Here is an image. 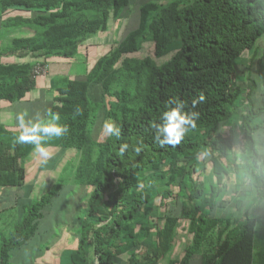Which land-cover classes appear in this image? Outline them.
Instances as JSON below:
<instances>
[{"label": "trees", "instance_id": "16d2710c", "mask_svg": "<svg viewBox=\"0 0 264 264\" xmlns=\"http://www.w3.org/2000/svg\"><path fill=\"white\" fill-rule=\"evenodd\" d=\"M130 2L0 0V103L26 100L37 65L75 58L88 40L108 35L111 20L123 18ZM263 35L264 0L145 2L134 27L85 77L53 80L47 112L58 113L68 128L57 149L72 154L50 181L29 190L20 221L14 214L10 230L0 232V264H11L12 252L35 237L46 213H67L71 207L58 206V198L76 194L81 215L72 264H122L126 253V264L167 257V264H194L195 256L198 264H264V159L252 124L264 107L247 100L241 113L233 105L234 63ZM177 99L187 102L184 112L198 114L196 126L179 145L161 148L152 124ZM236 115L238 134L227 129ZM109 120L120 126L119 139L102 134ZM18 133L0 126V189L25 184L30 144L16 143ZM122 144L128 145L123 154ZM231 177L245 184L235 189ZM239 194L245 199L232 207ZM235 210L238 216L229 217ZM176 240L184 250L170 258Z\"/></svg>", "mask_w": 264, "mask_h": 264}, {"label": "crops", "instance_id": "0c3cea01", "mask_svg": "<svg viewBox=\"0 0 264 264\" xmlns=\"http://www.w3.org/2000/svg\"><path fill=\"white\" fill-rule=\"evenodd\" d=\"M141 3L143 4L145 2ZM122 17L123 18L121 19L111 20L110 22V27L107 30L108 35L106 37L110 36L111 41L105 42L104 38L106 37L104 35H98L84 43V48L80 49V52L73 59H47L44 63L45 72L43 76L36 78L35 88L28 94L26 100L14 105L0 103V126L8 132H19L16 121L17 114L26 112L28 114L26 118H30L37 113H47L54 97V91L51 85L52 81L63 78L82 79L85 77V75L95 63L96 59L105 54L114 41H119L124 32L128 30V27H134L135 17H132V14H130V17H127L126 14H124ZM255 46H257L258 53L255 51L251 56V51L255 48ZM255 46L251 51L245 52L243 54V57H246L248 62H243L241 66L244 68L245 65L248 77L254 78L255 80L258 78L262 80L264 84V40L259 41ZM247 81L249 80L247 79ZM248 85L251 86L250 83H248ZM250 95L251 91H249L248 99ZM249 101L254 107H262V102H264V88L263 92L258 91L254 93L252 98L250 97ZM236 112L239 113V110H236ZM236 117H238V115H236ZM256 118V120L253 121V125L257 127L256 132L253 134L254 146L256 147L259 160H263L264 114L261 113L259 117ZM239 125V118L236 120L232 119L229 122L227 129H232L233 132H236V128L239 129ZM57 141L58 138H51L45 142L44 146L51 149V152L48 151V157H43L37 153L33 145L30 144V146H28L26 155H30V159H26L25 184L23 187L19 188H11L6 190L0 189V217L6 215L13 217L12 214H14V211H16V223L19 222L21 217V206L27 203L26 198L29 190L34 189L33 191H35L39 184H41L43 181H50L51 178L54 177V174L58 173L60 164L63 162L64 158L71 156L72 153H62L57 149ZM48 162L50 163L47 165ZM242 184L239 179H233V177L230 178V185L235 189H239ZM68 198L69 197H60L57 199V202H59L57 203L58 206L63 204L67 205V207H71L67 210V213L57 214V208L55 210L53 209L48 214L46 213V215L43 217V220L38 223L35 237L31 239L27 245H24L23 247L12 252L11 264H72L71 257L76 249L75 239L79 232L77 227H75V224H77L75 222V217L81 215L77 206L81 200L79 194H76L74 198ZM243 199H245V197L242 196V194H239L238 198L235 196V199L232 197V207L235 206L238 208V201L241 202ZM246 202L251 201L246 199ZM247 205H250V203L243 205L244 207L242 208V213L246 211ZM9 207H14L13 211H8L11 210L8 209ZM259 209H261V211L262 209L264 210V203ZM237 211L235 210V214L232 211L229 217L233 215L237 217L239 214ZM227 215L229 214L227 213ZM14 221L15 219L12 218V223L9 226L0 223V232L4 229L7 231L10 230ZM180 237H183V235L178 236V238ZM183 250V243L179 240H176V243L171 250L170 258L179 257ZM128 257V253H126L123 257L122 264H126ZM167 259L169 258L167 257L159 264H167ZM199 260L200 257L195 256L194 264H198Z\"/></svg>", "mask_w": 264, "mask_h": 264}, {"label": "clouds", "instance_id": "9594fccd", "mask_svg": "<svg viewBox=\"0 0 264 264\" xmlns=\"http://www.w3.org/2000/svg\"><path fill=\"white\" fill-rule=\"evenodd\" d=\"M202 100L203 97L201 96ZM198 101L192 100V106L195 107ZM187 106V102L177 99L175 105L164 111L160 117L159 123H153L155 129L154 141L163 148L165 145L177 146L183 140L189 127L194 128L198 114L195 112L186 113L183 109ZM26 112L16 115V121L19 133L15 137L18 144H31L35 147V151L43 157H48L49 152L44 146L45 142L51 138H59L67 131V126L60 123L58 113L47 112L45 114L37 113L30 118H26ZM102 134L106 136H114L119 139L121 136V128L113 121H105L102 126ZM128 148L127 144H122L119 148L121 154ZM136 152L140 148L135 149Z\"/></svg>", "mask_w": 264, "mask_h": 264}, {"label": "rangeland", "instance_id": "374dc122", "mask_svg": "<svg viewBox=\"0 0 264 264\" xmlns=\"http://www.w3.org/2000/svg\"><path fill=\"white\" fill-rule=\"evenodd\" d=\"M131 2H130V5H129V7H128V9H127V12L125 13L126 14V16L127 17H130V14H132V17H135L136 16V13H137V10H138V8H139V6L142 4L141 2H158V1H160V0H130ZM135 15V16H134ZM126 17V18H127ZM119 26H120V24H119ZM121 27V26H120ZM130 28V27H129ZM122 31V30H121ZM262 40H264V36L259 40V41H262ZM104 41L105 42H109V41H111V38H110V36H108V37H106V38H104ZM258 41V42H259ZM257 42V43H258ZM173 49H174V47L173 48H169L168 50H169V54H170V52H172L173 51ZM255 51H257V53H258V49H257V46H255V48L251 51V56L253 55V53L255 52ZM259 56V55H258ZM247 58L246 57H243V55L239 58V59H237L236 61H235V63H234V73H235V85H236V87L239 89V95L237 96V98H236V101H235V104H233V105H235L234 107L235 108H240L242 111H241V113L243 112H245L246 113V111H247V105H246V101L247 100H250V97L252 98V96H253V94L254 93H256V92H263V88H264V84H263V82H262V80H260V79H258L257 78V80H255L254 78H251V77H248V73L246 72L247 71V69H246V67H245V65H244V68H242V66H241V64H243V62H248V60H246ZM247 79L249 80V81H247ZM248 83H250V85L251 86H249L248 85ZM254 85V87H253V85ZM251 87H253V88H251ZM249 91H251V95H250V97H249V99H246V98H248V94H249ZM263 107H264V102H262V107H255V109H263ZM241 113H240V115H241ZM262 113L264 114V110L262 111ZM259 117V116H258ZM236 118L237 117H235V116H232L230 119L232 120V119H234V120H236ZM254 120H256L255 118H253ZM230 120V121H231ZM253 120V121H254ZM253 121H252V124H253ZM239 130L240 129H237L236 128V132H237V134H238V132H239ZM54 139H57V138H54ZM236 139H238V137L236 138ZM29 149H34V148H29ZM47 150L49 151V152H51L50 150L51 149H49L48 147H47ZM255 150H256V147H255ZM256 152H257V150H256ZM239 154H237V159H238V162H239V156H238ZM30 155H28L27 156V160H29L30 158ZM50 162H48L47 163V165L49 164ZM25 166H26V162H25ZM244 172L242 171V170H239V171H237V175L239 176V177H244V174H243ZM241 178V184L243 183V185L245 184V178L244 179H242ZM206 183H209L207 180H206ZM169 191L172 193V195H176V193L178 192V189L177 188H169ZM36 193V192H35ZM35 193H34V195H35ZM34 197V196H33ZM36 197H34L33 199H35ZM179 204L177 203V206H178ZM240 206V205H239ZM178 210V207H175L174 208V211H177ZM13 211V210H12ZM17 212L16 211H14V214H16ZM14 214H12V215H14ZM12 216H10V215H6V216H2V217H0V223L1 224H6V226H9V225H11V223H12ZM17 218V217H16ZM10 228V227H9ZM9 231V230H8ZM7 236H8V234H7Z\"/></svg>", "mask_w": 264, "mask_h": 264}, {"label": "built area", "instance_id": "2783aa9c", "mask_svg": "<svg viewBox=\"0 0 264 264\" xmlns=\"http://www.w3.org/2000/svg\"><path fill=\"white\" fill-rule=\"evenodd\" d=\"M44 72H45V66L37 65V67L35 68L34 74L36 77H41L43 76Z\"/></svg>", "mask_w": 264, "mask_h": 264}]
</instances>
